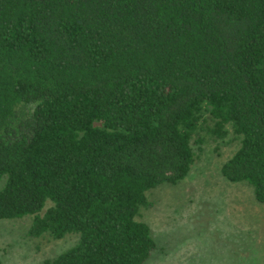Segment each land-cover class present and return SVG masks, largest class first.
Here are the masks:
<instances>
[{
    "label": "trees",
    "instance_id": "1",
    "mask_svg": "<svg viewBox=\"0 0 264 264\" xmlns=\"http://www.w3.org/2000/svg\"><path fill=\"white\" fill-rule=\"evenodd\" d=\"M201 120L264 205V0H0V219L77 235L45 264H143Z\"/></svg>",
    "mask_w": 264,
    "mask_h": 264
},
{
    "label": "rangeland",
    "instance_id": "2",
    "mask_svg": "<svg viewBox=\"0 0 264 264\" xmlns=\"http://www.w3.org/2000/svg\"><path fill=\"white\" fill-rule=\"evenodd\" d=\"M204 122L190 139L194 159L186 176L145 192L148 206L135 219L148 226L155 247L143 264H264V205L247 183L230 182L220 171L239 137L230 128L208 136ZM31 217L0 219L1 264H45L76 242L73 233L30 236Z\"/></svg>",
    "mask_w": 264,
    "mask_h": 264
}]
</instances>
